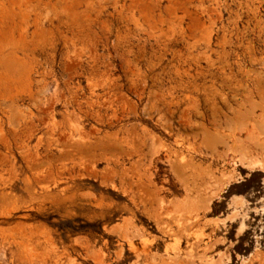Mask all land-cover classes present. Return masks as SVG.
Wrapping results in <instances>:
<instances>
[{"label": "rangeland", "instance_id": "rangeland-1", "mask_svg": "<svg viewBox=\"0 0 264 264\" xmlns=\"http://www.w3.org/2000/svg\"><path fill=\"white\" fill-rule=\"evenodd\" d=\"M0 264H264V0H0Z\"/></svg>", "mask_w": 264, "mask_h": 264}]
</instances>
